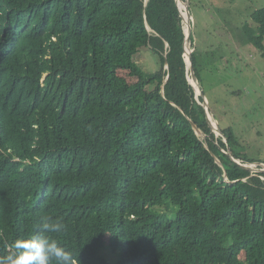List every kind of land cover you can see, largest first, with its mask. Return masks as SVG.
<instances>
[{"label":"trees","instance_id":"trees-1","mask_svg":"<svg viewBox=\"0 0 264 264\" xmlns=\"http://www.w3.org/2000/svg\"><path fill=\"white\" fill-rule=\"evenodd\" d=\"M185 37L177 0H0V254L50 216L76 264H264V172L210 127Z\"/></svg>","mask_w":264,"mask_h":264},{"label":"rangeland","instance_id":"rangeland-1","mask_svg":"<svg viewBox=\"0 0 264 264\" xmlns=\"http://www.w3.org/2000/svg\"><path fill=\"white\" fill-rule=\"evenodd\" d=\"M184 2L181 7L186 12ZM188 7L195 16L191 31L196 42V58L203 66L197 80L208 108L220 130L235 140L234 150L257 160L253 164L238 161L251 165L252 173H261L264 170L261 165L264 164V48L251 40L252 32L246 31L244 25L256 27L251 13L264 7V0H189ZM135 60L146 71L160 69V58L152 50L143 48ZM120 73L131 82L137 81L124 70ZM188 77L191 80L190 74ZM197 95L200 96L199 92ZM212 130L218 133V129Z\"/></svg>","mask_w":264,"mask_h":264},{"label":"clouds","instance_id":"clouds-1","mask_svg":"<svg viewBox=\"0 0 264 264\" xmlns=\"http://www.w3.org/2000/svg\"><path fill=\"white\" fill-rule=\"evenodd\" d=\"M66 228L63 220L50 216L41 218L39 234L14 240L7 252L0 254V264H76L74 254L51 235Z\"/></svg>","mask_w":264,"mask_h":264},{"label":"water","instance_id":"water-1","mask_svg":"<svg viewBox=\"0 0 264 264\" xmlns=\"http://www.w3.org/2000/svg\"><path fill=\"white\" fill-rule=\"evenodd\" d=\"M148 0H146V2H147ZM186 2H184V0H177V3H178V6H179V9H180V14H181V16H182V18H183V21H184V23L187 25V26H189V31H187V30H185V35H186V37H185V42H184V48H185V57H186V62H187V64H188V68H189V74L191 75V77H192V79L194 80V81H196V83H197V85H198V87H199V84H198V78H197V76H196V73H195V69H194V65H193V59H192V52L194 51V48L192 47V31H191V20H192V15L190 14V12H189V7H188V4H189V0H185ZM181 2H184V4H186V8H185V11H186V13H187V15L189 16V20L188 21H186L185 20V16H184V10L182 9V7H181ZM145 22H146V24H147V28L149 29V30H151V27H150V25L148 24V21H147V19H145ZM166 46H168V43H166ZM165 65H166V68L168 69V61H167V59H166V61H165ZM189 81H190V83L193 85V87H194V89H195V92H196V88H195V86H194V84L191 82V80L189 79ZM199 90H200V92H199V94H200V96L202 95L203 96V98H202V102H201V104H202V106L204 107V109H205V112H206V116H207V121H208V123H209V125H210V127L212 128V129H214V127L212 126V124H211V118H210V115H209V113H211L210 112V110H209V108H208V103H207V101H206V98H205V96H204V93L202 92V90L200 89V87H199ZM161 92H162V94H164V86L162 85V90H161ZM196 94H197V92H196ZM212 115V114H211ZM192 126H193V128H194V130L196 131V133H197V135L198 136H203L204 135V133L202 132V130L192 121ZM217 126H218V123H217ZM218 133L222 136V137H224V140H225V142H227V138H226V136L224 135V133L220 130V128L218 127ZM204 137H205V135H204ZM226 153L232 158V160H234L236 163H238L240 166H242L243 168H245V169H247V170H250L251 172H252V170H253V167L251 166V165H247V164H244V163H241V162H239L238 161V159H236L235 158V156L233 155V153H232V150H231V147H230V145L228 144V146H227V151H226ZM217 161H218V163L220 162V160L217 158L216 159ZM254 163V162H253ZM253 163H250V164H253ZM260 164V163H259ZM261 165H264V164H261ZM263 172H264V170H262ZM226 175V174H225ZM227 176V175H226Z\"/></svg>","mask_w":264,"mask_h":264},{"label":"bare ground","instance_id":"bare-ground-1","mask_svg":"<svg viewBox=\"0 0 264 264\" xmlns=\"http://www.w3.org/2000/svg\"><path fill=\"white\" fill-rule=\"evenodd\" d=\"M184 16H185V20L188 21V20H189V16L187 15L186 12L184 13ZM187 31H189V28L187 29ZM191 82L194 84V86H195L197 92H200L199 87H198L196 81H194V80L191 78ZM209 115H210V118H211L212 126H213L215 129H218L217 122L213 119L211 113H209Z\"/></svg>","mask_w":264,"mask_h":264},{"label":"crops","instance_id":"crops-1","mask_svg":"<svg viewBox=\"0 0 264 264\" xmlns=\"http://www.w3.org/2000/svg\"><path fill=\"white\" fill-rule=\"evenodd\" d=\"M191 15H192V19L194 20V19H195L194 13H193V14H191Z\"/></svg>","mask_w":264,"mask_h":264}]
</instances>
